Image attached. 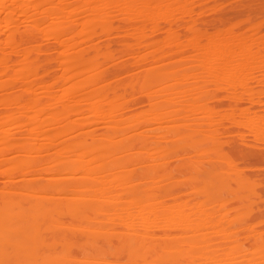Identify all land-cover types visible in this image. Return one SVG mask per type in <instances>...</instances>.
I'll list each match as a JSON object with an SVG mask.
<instances>
[{"label":"bare ground","instance_id":"obj_1","mask_svg":"<svg viewBox=\"0 0 264 264\" xmlns=\"http://www.w3.org/2000/svg\"><path fill=\"white\" fill-rule=\"evenodd\" d=\"M0 264H264V0H0Z\"/></svg>","mask_w":264,"mask_h":264}]
</instances>
